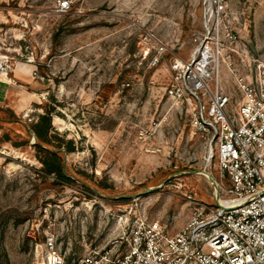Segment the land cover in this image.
Listing matches in <instances>:
<instances>
[{
	"label": "rangeland",
	"instance_id": "rangeland-1",
	"mask_svg": "<svg viewBox=\"0 0 264 264\" xmlns=\"http://www.w3.org/2000/svg\"><path fill=\"white\" fill-rule=\"evenodd\" d=\"M58 1L0 0V58L18 59L0 74V264H27L52 233L64 254L109 248L119 220L177 231L198 201L216 203V149L166 93L174 58L204 32L203 0H68L64 11ZM230 1L238 38L225 49L236 66L264 64V0ZM47 109L73 140L61 152L69 182L42 172L33 147Z\"/></svg>",
	"mask_w": 264,
	"mask_h": 264
},
{
	"label": "built area",
	"instance_id": "built-area-1",
	"mask_svg": "<svg viewBox=\"0 0 264 264\" xmlns=\"http://www.w3.org/2000/svg\"><path fill=\"white\" fill-rule=\"evenodd\" d=\"M58 2L61 11L69 7L68 0ZM202 18L197 47L188 58H174L166 93L216 149L215 205L198 201L176 233L158 220H119L112 246L88 252L62 253L52 233L35 243L27 264H264V64L236 66L225 49L238 38L230 0H203ZM163 51L157 48L155 60ZM17 62L0 58V74ZM223 67L234 77L235 102L222 84Z\"/></svg>",
	"mask_w": 264,
	"mask_h": 264
},
{
	"label": "trees",
	"instance_id": "trees-1",
	"mask_svg": "<svg viewBox=\"0 0 264 264\" xmlns=\"http://www.w3.org/2000/svg\"><path fill=\"white\" fill-rule=\"evenodd\" d=\"M14 120L21 121L17 117H14ZM31 128L33 129V134L36 136L33 147L41 163V171L45 174H52L60 181L69 182L70 178L66 172L65 162L61 156V152L63 148L69 151L72 150L73 140L65 141L63 135L54 130L52 125V111L49 109L39 116L38 121L32 124ZM5 136L10 140L8 134H5ZM64 142L67 145H64ZM22 144L25 143H20L19 145Z\"/></svg>",
	"mask_w": 264,
	"mask_h": 264
},
{
	"label": "bare ground",
	"instance_id": "bare-ground-1",
	"mask_svg": "<svg viewBox=\"0 0 264 264\" xmlns=\"http://www.w3.org/2000/svg\"><path fill=\"white\" fill-rule=\"evenodd\" d=\"M8 79L4 78V77H0V82H6Z\"/></svg>",
	"mask_w": 264,
	"mask_h": 264
},
{
	"label": "crops",
	"instance_id": "crops-1",
	"mask_svg": "<svg viewBox=\"0 0 264 264\" xmlns=\"http://www.w3.org/2000/svg\"><path fill=\"white\" fill-rule=\"evenodd\" d=\"M181 227H182V226H181ZM181 227H180V228H181ZM180 228H179V229H180ZM179 229H178V230H179ZM178 230H177V231H178ZM177 231H173L172 233H176Z\"/></svg>",
	"mask_w": 264,
	"mask_h": 264
}]
</instances>
